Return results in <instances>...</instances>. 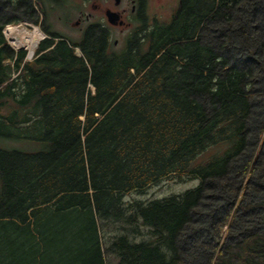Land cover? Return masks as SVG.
<instances>
[{
  "label": "trees",
  "instance_id": "1",
  "mask_svg": "<svg viewBox=\"0 0 264 264\" xmlns=\"http://www.w3.org/2000/svg\"><path fill=\"white\" fill-rule=\"evenodd\" d=\"M257 2L181 0L120 49L95 29L74 42L42 24L21 69L25 52L3 35L20 18L3 11L37 24L46 0H0V264H194L182 247L217 190L230 203L204 215L202 264H264ZM166 178L199 185L125 201Z\"/></svg>",
  "mask_w": 264,
  "mask_h": 264
},
{
  "label": "rangeland",
  "instance_id": "2",
  "mask_svg": "<svg viewBox=\"0 0 264 264\" xmlns=\"http://www.w3.org/2000/svg\"><path fill=\"white\" fill-rule=\"evenodd\" d=\"M114 0H111V3L113 4ZM86 0H46V17H41L40 19V23L38 25H40V29L42 30L43 33V27L42 24L44 25V27H48L51 31L56 32V33H60V34H64L66 36H68L71 40H73L74 42H79L82 38V34L83 32H81V30L79 28H76L74 26V23L76 22V20L81 17L80 12L83 13V17L85 14H88L89 12H91L90 8L85 6ZM128 0H123L122 3H124L123 5H127ZM259 2V0H258ZM257 2V5L251 9V13L252 11H256L255 16L258 15L257 13H260L258 16L262 17L261 12H262V5L260 3ZM180 3V0H147L146 2V14H147V23L151 24L152 21L154 20L153 15L154 14H158V20L160 22H169L172 19V16L174 15L175 11L177 10V7ZM41 10V9H38ZM4 14H6L7 19L6 21L10 22L13 20V18H10L12 16H15L14 18L19 19L20 18V23L17 25H7L8 26H19L22 24V26L24 28H26L27 30L30 29L29 24H34L37 25L27 19H24L22 17V14L19 13H14L12 12V10L10 9H5ZM39 13V12H38ZM161 15V16H159ZM254 16V15H253ZM23 18V19H22ZM157 18V17H156ZM133 19V18H132ZM264 21V18L262 17V22ZM29 23V24H26ZM37 25V26H38ZM261 26L264 27V23L261 24ZM5 27V26H4ZM84 27V25H83ZM138 27V24L135 23L133 24V27L130 29H124V30H120V29H112V38L113 41L114 40H118L119 43H124L125 40L127 39V37L131 34L134 33V29H136ZM46 34V33H45ZM7 39V38H6ZM7 43L8 45L15 51V52H19L21 50H24L22 48L18 49L17 51L15 50L16 47L15 46H11V44L8 42L7 39ZM41 43V42H40ZM39 43V44H40ZM38 44V45H39ZM123 47V46H122ZM37 48V47H36ZM121 48V47H120ZM118 48V49H120ZM37 49H35L34 51H36ZM78 54H81L80 51H77ZM262 54V53H261ZM259 54L257 57L259 59H261V62L264 66V56ZM234 60L236 62V64H244L245 63V59H244V55L237 53H234ZM256 89L261 92L262 94H259V97H256L254 99V107H253V116H254V124L251 128V133L250 136L253 139H250L251 143L253 142V145H255V142L257 141V136L255 134V128L256 125L258 124L259 120L261 117L262 120L264 119V71L260 72L259 75V82L256 85ZM257 144H259V142H257ZM251 149H254L253 147H251ZM243 164L244 163V159L236 164ZM241 164V165H242ZM235 175V174H234ZM199 185V181L198 180H192V181H187V182H182V183H178L176 182V180L171 179V178H166L161 180L158 183H155L151 186H149L148 188L142 190V191H133L130 192L128 194L125 195V201L126 202H132V201H143V202H150L153 200H159V199H164V198H168L170 196L173 195H180V194H184L187 191L196 188ZM229 193V192H228ZM224 194L219 192L218 190L216 191L215 196L218 198L217 200H213V201H207V206H205L204 208H202L199 212V215L195 216V227L199 230L197 233H191L189 235V238L187 239V243H185L182 247V255L183 257H187L188 261H192L194 264H202L203 263V255H202V247H201V242L202 240H204L205 242L209 241L211 239V236L206 234V217L204 215H206L207 213H209L210 208H212L215 205H218L221 207V210L223 211V213L226 211L228 204L230 203V200L228 202V200H222L221 196H223ZM229 196L230 193H229ZM226 228L223 229V232H225ZM203 231V232H202Z\"/></svg>",
  "mask_w": 264,
  "mask_h": 264
},
{
  "label": "flooded vegetation",
  "instance_id": "3",
  "mask_svg": "<svg viewBox=\"0 0 264 264\" xmlns=\"http://www.w3.org/2000/svg\"><path fill=\"white\" fill-rule=\"evenodd\" d=\"M122 2L123 0H114L112 4L111 0H86V2H84L85 6L90 8L91 12L85 14L84 17L83 13L80 12L81 17L76 20L74 26L83 32L82 37H84L88 31H91V29L97 30L96 33H105L107 35L109 48L118 49L127 45L130 37L133 36L136 31L141 30L140 32L144 34V32L155 23H165L157 21L159 19L158 14L153 15L154 20L151 24L147 23L148 17L145 9L147 0H128L125 6ZM38 9L39 8H36V11L39 12L40 10ZM108 13L115 14L117 20L114 24L109 22ZM135 23L138 24V27L133 30L134 33L129 35L123 44L119 43L118 40L113 41L112 29H130ZM57 34L68 37L64 34Z\"/></svg>",
  "mask_w": 264,
  "mask_h": 264
},
{
  "label": "built area",
  "instance_id": "4",
  "mask_svg": "<svg viewBox=\"0 0 264 264\" xmlns=\"http://www.w3.org/2000/svg\"><path fill=\"white\" fill-rule=\"evenodd\" d=\"M28 24V23H26ZM30 26V29L27 30L26 28H24L22 25L20 26H17V27H13V26H8V27H5L3 29V34L4 36L7 38V33L10 29L12 30H16V35L14 36L16 39H21V40H25L26 42H28V46H21V47H18L16 46L14 43H12L8 38V42L11 44V46H15L16 47V51L20 48L24 49L25 51V57H24V60L21 64V68L24 66L25 63L27 62H30L34 59V55H35V49L37 47V45L46 37L40 30V28L38 26H35V25H32V24H29ZM18 28L20 29L18 31ZM15 39V40H16ZM29 39V41H27ZM35 39H37V41H35ZM31 40H34L36 43V46L35 47H32V44L33 42H31ZM16 76V74L14 75V77Z\"/></svg>",
  "mask_w": 264,
  "mask_h": 264
},
{
  "label": "bare ground",
  "instance_id": "5",
  "mask_svg": "<svg viewBox=\"0 0 264 264\" xmlns=\"http://www.w3.org/2000/svg\"><path fill=\"white\" fill-rule=\"evenodd\" d=\"M20 29L18 28V31H19ZM16 30H12V29H10L9 31H8V33H7V38L12 42V43H14L16 46H18V47H21V46H28V42H26L25 40H21V39H16L14 36L16 35ZM16 39V40H15ZM27 41H29V39L27 40ZM35 41H37V39H35ZM34 40H31V42H33V44H32V47H35L36 46V43L37 42H35Z\"/></svg>",
  "mask_w": 264,
  "mask_h": 264
},
{
  "label": "water",
  "instance_id": "6",
  "mask_svg": "<svg viewBox=\"0 0 264 264\" xmlns=\"http://www.w3.org/2000/svg\"><path fill=\"white\" fill-rule=\"evenodd\" d=\"M108 17H109V22L110 23L114 24L116 22V20H117V18H116L114 13H108Z\"/></svg>",
  "mask_w": 264,
  "mask_h": 264
}]
</instances>
